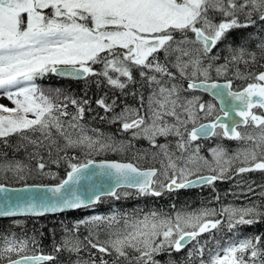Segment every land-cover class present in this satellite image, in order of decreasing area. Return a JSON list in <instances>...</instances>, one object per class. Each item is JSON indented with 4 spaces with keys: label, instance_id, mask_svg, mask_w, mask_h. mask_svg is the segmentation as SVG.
<instances>
[{
    "label": "snow or ice",
    "instance_id": "6c2138e0",
    "mask_svg": "<svg viewBox=\"0 0 264 264\" xmlns=\"http://www.w3.org/2000/svg\"><path fill=\"white\" fill-rule=\"evenodd\" d=\"M214 14L222 17L219 23L214 22ZM258 23L264 31V0H0V94L13 105H0V142L10 147V138L18 137L17 150L31 146L29 160L35 162L8 160L3 154L0 171L12 173L23 186L8 187L0 181V217L84 209L99 203L102 196L119 199L120 188L159 197L165 189L211 185L226 178L237 162V175L264 172V71L246 75L237 71L236 77L243 78L246 86L233 90L231 80L216 81L227 73L228 64L217 66L218 57L211 55L233 29ZM256 48L264 59V36ZM245 55L246 65L258 63L257 53L243 48L229 63H238ZM137 74L151 89L143 114V95L136 109L125 106L116 112V101L109 103L104 97L96 104L113 114L111 121L119 123L123 132L149 142L159 168L92 159V154L102 152L125 153L132 144L87 135L80 121L91 110L86 107L89 100L70 98L59 87L49 95L35 83L48 75L85 84L97 78L98 85L126 91L138 82ZM197 91L211 95L213 101L189 97ZM60 97L74 106V114ZM220 136L244 147L231 157L223 148H213L212 161L199 154L197 141ZM159 137L174 138L175 151L171 142L158 143ZM69 149H80L85 159L69 156ZM61 161L66 165L63 178L49 168ZM205 168L212 174L201 175ZM33 175L41 182L28 183ZM44 177L57 182L44 183ZM212 215L211 210L177 213L174 218L152 212L142 219L125 217L122 228L116 227L120 221L115 215H94L66 227L53 254L28 255L27 239L5 238L0 264H57L58 254L65 252L76 256L79 264H196L197 257L199 264H264L261 235L224 244L217 241L206 257L208 242L200 244V238L221 225L219 219H209ZM221 215L227 216L229 231L264 220L258 206L225 208ZM81 225L88 228L83 237ZM102 229L107 230L106 239H100ZM85 250L87 260L80 258ZM182 253L185 258L177 260ZM164 254L167 259L158 258Z\"/></svg>",
    "mask_w": 264,
    "mask_h": 264
},
{
    "label": "trees",
    "instance_id": "16d2710c",
    "mask_svg": "<svg viewBox=\"0 0 264 264\" xmlns=\"http://www.w3.org/2000/svg\"><path fill=\"white\" fill-rule=\"evenodd\" d=\"M218 19L221 20L222 17ZM243 22V17H241V23ZM261 36H264V31H261V26L258 23L255 27L233 29L228 34L227 39L224 41V45L225 43H227L229 45H234L237 47L242 46V48L245 49L246 53H257V64L249 63L246 65L244 63V60L249 59L247 55L244 56L242 61H239L238 63L234 62L235 65H240V67L238 68H246V74L249 71L257 72L259 69L264 68L260 67V65H264V59L259 58V52L256 48V44L259 42ZM224 49L226 48L224 47ZM217 55H219V57L221 58L220 54ZM230 64L231 63H229L228 66ZM233 65L231 66V68H233ZM35 83L42 90H44L46 94L49 95H51L50 90L52 88L59 87L70 98H75L78 100H89V105L86 107L90 108L91 110H86L84 118L80 121V124L83 126L85 132L89 131L94 134L93 137H113L117 141L129 140L132 144L138 143V141H135V139H130L125 135L126 133L121 130L119 123H113L111 121V117L113 115L112 113H105L103 109L97 106L96 100L101 97H104L109 103L115 100L117 104L116 112H120L125 106L129 105L121 104L116 96L113 97L114 89L108 86L106 83H104V89H102L100 86L101 84H97L96 78H91L87 82V84H85L83 80L70 81L67 79L58 78L53 75H48L44 78H37ZM60 101L68 103L67 101H63V97H60ZM67 111L70 114H74L76 110L74 106L68 103ZM101 117H104V119H101ZM63 119L67 120L68 118ZM29 135L31 136L33 134L29 133ZM19 143V138L15 136L10 138V147H5L4 144L0 142V159H3V154L6 153V158L8 160H15L25 164L34 165L35 162L29 160V153L33 151L32 147L28 146L27 150L24 147H19V149L17 150V145ZM45 155L47 154L45 153ZM61 155H63V153H61ZM68 155H78L81 160L85 159V155L80 149H69ZM138 157L141 156L134 154L130 155L128 153H114L110 151L102 152L98 155L92 154L91 156L92 159L116 158L120 160H129L134 162L135 164H138L140 167H144L150 164V161L147 158L138 159ZM49 168L51 172L56 173L61 178H63L66 174V165L63 161H61L59 166L50 164ZM0 181H3L5 184L11 185L23 184V182L14 180L12 173L0 172ZM27 182L40 183L41 178L33 175L27 180ZM43 182L55 183L57 181H53L48 177H44ZM122 189L123 188L118 190V192L120 193L119 199L102 196L99 203L84 209L67 210L63 213L46 214L43 216L0 217V246H2L5 238L27 239L29 241L27 254H53L54 246L59 244L65 236V228H71L78 220L86 219L94 215L105 217L115 215L120 221V223L116 226L118 227L123 224V219L125 217L129 219H142L144 215L150 214L152 212H156L165 217H175L173 210L181 209L179 198L168 199L161 196L156 197L151 195H139L136 189L132 188H124L127 190V194H125L122 193ZM194 202L196 204V207L193 209H203L213 207L214 205L220 206V204H222L221 201ZM261 202V200H254L253 203H255V206L259 207ZM217 219L221 221V225L219 226L218 230H212L210 233H204L200 238V244H204L206 241L208 242L207 248L205 250L206 257L208 255V248L215 249L217 241H220L221 244H224L228 241H239L257 235L264 236V220L251 226L238 225L237 227L229 231L228 218L217 217ZM103 230L106 229H102L101 231ZM79 234L81 237L87 235L88 228L81 225ZM32 240H35V244L32 243ZM194 243V241L190 242L187 247H191ZM91 251L95 252L94 249ZM185 255L186 253H182L178 255L176 259L183 260L185 258ZM58 256L59 258L57 264H79L78 258L76 256L69 257L67 252L58 254ZM88 256L89 252L87 250L80 254V258H82L83 260H87ZM158 258L164 260L167 259V255L164 254L163 256ZM196 264H199V257L196 258Z\"/></svg>",
    "mask_w": 264,
    "mask_h": 264
},
{
    "label": "flooded vegetation",
    "instance_id": "af4514ba",
    "mask_svg": "<svg viewBox=\"0 0 264 264\" xmlns=\"http://www.w3.org/2000/svg\"><path fill=\"white\" fill-rule=\"evenodd\" d=\"M227 45V43H225ZM224 45V42L219 43L212 52V55L215 54H222L225 53L227 47ZM219 46V47H218ZM221 46H224L221 48ZM230 46V45H228ZM225 50V51H224ZM226 54V53H225ZM219 60H215L214 63L219 66L222 65L219 63ZM101 66L98 65V68ZM240 69V70H239ZM239 71L242 75H246V68H228L227 73L221 75L219 77H215V71H213V76L216 78L217 81H226L231 80L233 83V90H241L244 86H246V81L243 78H237L236 73ZM259 71H264V68L259 69ZM233 75V76H232ZM137 83L131 84L128 86L126 91H122L119 89H114V96L119 99L121 104H129L128 107L131 108H140V96L143 95L145 101V107L141 108V114L144 113L146 110L147 98L151 92V89L139 78L137 74ZM104 85V83H102ZM117 92V93H116ZM189 97L191 95L200 96L202 102H212L213 97L203 91H197L195 93L188 94ZM124 102V103H123ZM131 105V106H130ZM220 105L217 104V108ZM203 122H207L206 120ZM243 131V129H241ZM251 131V129H249ZM126 136L130 139H133L131 132H125ZM128 143L129 140H118ZM138 141L136 144H132V147L126 153L134 154V155H142L145 156L147 153V159L150 161V164L144 167H160L159 160L152 159L151 153L153 149L147 140L144 139H135ZM171 142L172 144V151H175L174 138H169L168 141L165 140L163 137L158 138V143H168ZM200 146L199 154L209 161H212V154L211 149L221 147L225 150L227 157H231L235 155L239 150L244 147L242 142L229 140L222 136L220 137H211L208 139H201L196 142ZM240 166L239 163H234L232 167L229 169L227 173H225V177L223 179H218L214 182V184L207 185V184H197L193 185L192 187L182 188V189H173L171 192L167 191L166 189L163 190V194L161 197H166L168 199H180V206L181 209L173 210L174 216L177 213L179 214H193L199 213L204 210H210L215 213L209 217V219L216 220L217 217H227L226 215H221L225 208L230 209H239V208H247L251 206H255L254 200H261V204L259 207L262 211H264V172L255 171L244 173L241 175L236 174V168ZM201 175H210V173L206 168L201 170ZM195 176L189 177V179L194 178ZM163 179V177H161ZM251 189V190H250ZM127 191L126 189H122V191ZM194 201H221L222 204L214 205L213 207L203 208V209H193L196 207ZM167 202V200H166ZM193 202V203H192Z\"/></svg>",
    "mask_w": 264,
    "mask_h": 264
},
{
    "label": "rangeland",
    "instance_id": "374dc122",
    "mask_svg": "<svg viewBox=\"0 0 264 264\" xmlns=\"http://www.w3.org/2000/svg\"><path fill=\"white\" fill-rule=\"evenodd\" d=\"M218 18H220V16L219 15H216V14H214V22H216V23H219L220 22V20L218 19ZM229 44H227V45H225V46H227V47H225V48H227L226 49V51H225V53H222V54H220V56H221V58L219 57V55H217L216 54V57H218V59H216V60H219V58L221 59L220 61H219V63L220 64H222V65H224V64H229V61H231V58H232V56L234 55V54H239V50L242 48V46H239V47H237V46H234V45H230V46H228ZM224 46H221V48H223ZM224 49V48H223ZM212 55V54H211ZM213 56H215V54L213 55ZM240 61H242V60H240ZM233 62V63H232ZM231 62V64L228 66V68L230 67L231 68V66L234 64V62L235 61H232ZM237 63V62H236ZM97 69H99L98 68V65H96L95 66ZM238 67H240V65H233V68H238ZM97 79V78H96ZM101 88L102 89H104V86L102 85V83H101ZM99 89H100V87H99ZM102 92V91H101ZM0 105H5V106H7V107H12L13 105H12V103H11V101L10 100H8L4 95H2V94H0ZM71 131V130H70ZM53 133H54V136H55V130H53ZM86 134L87 135H89V136H92L93 137V135L94 134H92L91 132H89V131H86ZM39 135V134H38ZM96 136V135H95ZM96 137H98V136H96ZM57 140H58V142L61 144V145H63V143H64V141L62 140V138H59L58 136H56L55 137ZM93 138H95V137H93ZM126 153V152H125ZM141 157H143L142 155H140ZM1 173H5V172H3V171H0ZM226 178H228V177H226ZM122 193H127V191H122ZM231 208V207H230ZM210 210H212V209H210ZM174 218V217H173ZM118 227H120V228H122L123 227V224L122 225H120V226H118ZM107 238V230H103V231H101L100 232V239H106ZM221 255L223 254L222 252L220 253Z\"/></svg>",
    "mask_w": 264,
    "mask_h": 264
},
{
    "label": "water",
    "instance_id": "95a60500",
    "mask_svg": "<svg viewBox=\"0 0 264 264\" xmlns=\"http://www.w3.org/2000/svg\"><path fill=\"white\" fill-rule=\"evenodd\" d=\"M217 82L223 84L225 81H222V82L217 81ZM233 118L238 119L237 117H233ZM225 122L227 123L229 121L225 120ZM94 160H96L97 162H99L101 160H110V161L114 160V161H118V162H132V161H129V160H119V159H116V158H100V159H94ZM132 163H134V162H132ZM141 168H145L146 169V168H149V167H141ZM191 179L195 180V177L191 178ZM197 184H200V183H197ZM197 184H195V185H197ZM6 186H8V187H22L23 184H18V185L6 184ZM132 189H134V188H132ZM55 214H57V213H55ZM25 216H32V215H25ZM17 217H23V216H17ZM36 254H44V253H36ZM28 255H32V254H28ZM45 255H48V254H45Z\"/></svg>",
    "mask_w": 264,
    "mask_h": 264
}]
</instances>
